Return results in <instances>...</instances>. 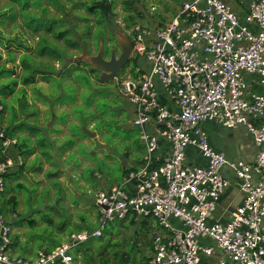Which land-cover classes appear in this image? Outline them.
<instances>
[{
	"label": "built area",
	"instance_id": "obj_1",
	"mask_svg": "<svg viewBox=\"0 0 264 264\" xmlns=\"http://www.w3.org/2000/svg\"><path fill=\"white\" fill-rule=\"evenodd\" d=\"M129 35L132 57L145 66L136 65L119 88L145 144L141 168L96 193L94 230L72 233L33 260L10 254L12 226L0 214V264H72L75 246L128 216L156 223L148 264H264V0H250L242 18L224 0H184L167 24L133 25ZM206 122L244 127L257 149L254 160L215 150ZM160 139L170 147L164 159ZM15 142L6 137L3 153ZM188 147L204 166L187 161ZM15 163L19 157L0 163V201L3 176ZM232 180L243 201L216 217Z\"/></svg>",
	"mask_w": 264,
	"mask_h": 264
},
{
	"label": "trees",
	"instance_id": "obj_2",
	"mask_svg": "<svg viewBox=\"0 0 264 264\" xmlns=\"http://www.w3.org/2000/svg\"><path fill=\"white\" fill-rule=\"evenodd\" d=\"M136 1L122 0V3L130 7ZM4 2L0 7V46L8 50L9 58L0 65V105L2 106L0 132L4 134V137L0 136V163L5 162L10 156L15 162L19 157L21 164L15 163L3 176L0 214L11 226L26 229L22 234L24 242H20V234L16 242L13 245L11 242L10 245L19 249L21 252L19 256H24L34 247L38 251H50L58 247L63 242L61 239L64 234L68 237L72 233L92 231L96 228L95 224L90 226H95L91 229L78 225L74 226V229L70 226L72 221L69 213L62 207V187L57 180L60 175V165L78 166L84 160L95 162L96 157L84 152L80 147L82 145L86 148L81 140L90 138L82 132V127L88 128V125L92 124L90 130L97 132L104 130V136L110 132L108 127L112 124L119 122L125 124L127 121L112 119L117 112L111 111L108 104L112 105L111 101L118 96V93L108 89V85L113 81L101 82L97 71L80 60L83 55L91 54V48L97 51L100 42L104 48L108 42L106 35L114 38L112 32L115 27L113 22L116 15L114 13L116 0H108L107 3L105 0H4ZM15 5L16 13L13 9ZM50 7L54 11H51ZM133 10L138 17H142L136 8ZM17 17L20 18L25 30L36 37L34 47L21 43L18 35L11 37L10 33L3 32L2 28L7 23L15 21ZM131 19V16L124 19L128 26ZM12 46L25 49L19 56L22 73L18 76V81L11 78L13 69L4 65L7 62H15ZM71 50L80 53L77 61L71 60ZM131 61L136 63L137 60L132 57ZM2 77L4 80H1ZM37 79L49 84L45 98L37 97V100L46 106L44 114L52 116L48 126L38 122L40 109L30 104L24 95L25 88L34 86ZM18 83L22 98L17 111L12 107L11 102H6V97L14 92ZM105 86L108 88L103 90ZM62 106H69V110L62 109L57 112ZM5 109L8 110L5 118L6 126L2 125ZM69 115H74L78 124L69 123L68 134H64V137L59 139L57 133L63 131L54 125L65 124ZM104 115L110 118H102ZM45 121H49L48 117ZM6 137L13 138L16 142L4 154L2 143ZM44 163L52 167L44 171V177L49 179L51 189L44 187L34 196L36 187L22 184L19 177L23 175L24 169L41 172ZM136 170L135 167H129L122 173L123 176L128 177ZM85 171L92 174L95 170L86 167ZM20 193L26 203L30 202V206H34L35 211L18 209ZM127 220L130 225H139L141 233H137V237L150 253L152 247L149 241L156 228L155 221L149 217L137 221L134 216H128L125 220L119 221V224L123 225ZM68 229L70 232L67 233ZM104 234L102 231L99 237H90L75 246L71 250L73 263L85 264L86 257L95 254L97 249L102 252L108 247H116L114 242L103 240ZM101 252L99 254H102ZM111 252L112 259H104L100 264H148V256L136 260L130 252L120 253L115 249Z\"/></svg>",
	"mask_w": 264,
	"mask_h": 264
},
{
	"label": "rangeland",
	"instance_id": "obj_3",
	"mask_svg": "<svg viewBox=\"0 0 264 264\" xmlns=\"http://www.w3.org/2000/svg\"><path fill=\"white\" fill-rule=\"evenodd\" d=\"M183 1L184 0H137L132 6L129 7L127 5L124 6L122 0H116L114 6V13L116 15L113 22V26L115 27L112 33L115 34L116 31H122L125 32L128 36L129 31L133 25L159 28L167 24L172 19V17L180 9L181 3ZM4 3V0H0V7ZM135 8L140 12L142 17L137 16L135 10H133ZM13 9L16 13V5L13 7ZM50 9L51 11H54L52 7H50ZM129 16H131L132 19L130 21V25L128 26L124 19L125 17ZM25 29L26 28L23 27L19 17H17L15 21L7 23L2 28L5 34L10 33L11 37L18 35L21 43H26L29 47H34L36 37H33L31 33ZM105 38L108 40L106 44L108 45V48L116 49V46H114L116 42L115 35L114 38H110L108 35H106ZM12 48L14 47L12 46ZM24 51L25 49H23L22 47L14 48L13 54L15 62H7L6 64H4L5 67L13 69L14 72L11 78L16 79L17 81L18 76L22 73V69L19 65V56ZM95 52L96 51H94V48H91V53L93 54ZM7 53L8 50L0 46V65L3 64L2 62L4 60H8L9 57ZM70 53L72 54V61H77L79 59L80 53H78L77 50H71ZM131 59L132 55L126 66L120 71L115 79L106 81H113L112 84L108 85L109 88L107 86L103 87V90H106L108 88L115 91V93H118L117 98L111 101L112 105L108 104V107H110L111 111L116 110L117 112L115 116L112 117V119H125L128 124L131 123L133 119V109L121 94L119 82L127 75L131 74V71L135 68L136 65H141V67L145 66L143 59H138L136 63L131 61ZM55 66H57L56 63ZM97 75H99V72H97ZM1 80H4L3 77L1 78ZM48 86V83L37 79L36 84L34 86L26 87L24 93L27 101L32 105H36L40 109L41 112L39 113L38 122L44 123L46 126L49 125L52 116L44 114L43 111L46 109V106L40 103L37 100V97L44 99L45 94L48 93ZM19 88L20 84L18 83L14 92L6 97V102H11L12 107L17 111L19 110L22 98V95L19 94ZM62 109L69 110V106H62L57 110V112H60ZM7 115L8 110L5 109L3 111L2 120V125L4 126H6L5 118ZM47 117L49 120L48 122L45 121ZM102 118L109 119L110 117L108 115H104ZM69 123L78 124L74 115H69L65 124L60 125L56 123L54 125L63 131L62 133H57L59 139H62L64 137V134H68L67 125ZM127 123L122 124V122H119L115 125L112 124V126L108 127L110 132H108V134L104 136V130H101L99 132L93 131L95 133L94 138L81 140V143L86 148H84L82 145H80V147L84 150V152L96 157L94 160L95 162L84 160L82 161L81 165L78 166L60 165V175L58 176L57 180L61 183L62 187L63 201L61 202V204L62 207H64L63 209L70 215V219L72 221L70 223V226L72 228L77 225L85 228L88 227V229L94 228L97 225L98 220V209L94 205L96 193L101 190H107L114 185H117L118 183H122L125 179L122 171L132 165L140 164V160L145 153V144L143 140H141L140 130L134 126L129 127ZM91 128L92 124L88 125V129L90 130ZM232 133H234V135L231 136L230 134ZM228 137L231 140H234L235 143H237L238 141L241 144L249 143L248 138L239 136L234 130L228 131L224 129H218V133L213 139V143L220 148L222 140L224 138H227L228 140ZM230 143L231 145L234 144L233 141H230ZM233 148V152H228V155L232 158H235L233 159L234 161H246V154L248 150H240L237 144H235ZM32 157L30 159H32ZM86 167H90L95 171L92 174L86 172ZM51 168L52 167L50 165L44 163V165H42L41 172H34L33 169L29 171L27 169H24L23 175L19 177V181L22 184H26L31 187L35 186L36 192H34L33 195L36 196L44 187L51 189L49 179L44 177V171ZM233 181V183L236 184V181ZM19 199V210H24L26 208V210L29 212L35 211L34 206H30V202L26 203L23 200L21 193L19 194ZM139 220L140 219H138L137 221ZM128 222L129 220H127V222L123 225L119 224V221H114L112 223L106 224V227L104 226L102 230L103 233H105L103 240L114 242L116 247H108L102 252L100 249H97V252H95V254L86 257L85 264H100L104 259H112L113 256L111 251H114V249L118 250L120 253L130 252L131 256L136 260H138L142 256L149 257V250L141 244V240H139L137 237V235L141 233V229L139 230V225H130ZM94 224V227H90ZM25 230L26 229H21V231L23 232ZM21 231L20 229L12 225V245L16 242L19 235H22ZM156 231L157 227L155 228L154 233ZM68 232H70V229L67 230V233ZM66 235L67 234H64L62 236V241L66 239ZM99 252H101L102 254H99ZM10 254L20 255L21 252L19 251V249H17V247L11 246Z\"/></svg>",
	"mask_w": 264,
	"mask_h": 264
},
{
	"label": "crops",
	"instance_id": "obj_4",
	"mask_svg": "<svg viewBox=\"0 0 264 264\" xmlns=\"http://www.w3.org/2000/svg\"><path fill=\"white\" fill-rule=\"evenodd\" d=\"M224 1L230 6L232 11L239 18H242L246 14L247 4L250 0H224ZM254 122L257 123V121H254ZM202 127L208 136V140H209L210 145L215 150L223 152L229 159H231V160L235 159V158L230 157L228 155V152H233V150H234L233 147L235 144H237V146L239 147L240 150H242V151L248 150V152L246 154V161L245 162H252L254 160L257 149H256V147L252 141L251 136L249 135V133L247 132V130L244 127H238L236 129H233V130L239 136L244 137V138H248L249 143L241 144L239 141L237 143H235L234 140H231L228 137V140H227V138L226 139L224 138L222 140L220 148L213 143V139L216 137V135L218 133V129H223V128L219 127L218 125L214 124L213 122L203 123ZM148 129L151 132H153V130H154L153 125L149 126ZM224 130H226V129H224ZM230 131H232V130H230ZM230 135L232 136V135H234V133H232ZM230 141H233L234 144L231 145ZM158 144H159L158 154L160 155L161 159L162 158L164 159V157H166L169 153V150H170L169 144L167 142H165L163 139H160ZM144 155H146V152L144 153ZM144 155H143L142 159L140 160L139 165L130 166V167L137 168V170L135 172H137L141 168V166L143 164V159L145 157ZM186 157H187V161L191 164H195L198 166H204L205 165V159H203L198 154V152L192 147H188L186 149ZM131 173H133V172H131ZM233 182L234 181L232 180L231 185L226 189V191L224 192V194L221 196V198L219 200L218 206H217L216 211H215L216 217L221 216L222 213L225 216L227 211H229L230 209H233L234 207L240 205L243 201V194L239 191L237 183L235 184ZM22 229H25V228H22ZM157 231H158V229H157ZM21 232H22V234L24 233L23 231H21ZM19 240L21 243H23L25 239H24V237H21V238H19ZM65 241H63L62 243H64ZM28 251L29 252H26L23 257L33 260L36 257L38 250L34 247ZM150 254H151V252L149 253V256H150ZM72 264H74L73 261H72Z\"/></svg>",
	"mask_w": 264,
	"mask_h": 264
},
{
	"label": "water",
	"instance_id": "obj_5",
	"mask_svg": "<svg viewBox=\"0 0 264 264\" xmlns=\"http://www.w3.org/2000/svg\"><path fill=\"white\" fill-rule=\"evenodd\" d=\"M107 3L108 0H105ZM118 45L120 47V53L116 56L115 50H111L109 58L105 59L103 57V45L100 42L96 54L94 55H83L80 60L87 63L94 70H99V80L101 82H106L107 80L115 79L120 71L126 66L132 55V45L125 32L116 31L115 34ZM131 127V123L128 124ZM82 132L90 138L95 137V133L86 127H82ZM155 237V233L152 234L149 244Z\"/></svg>",
	"mask_w": 264,
	"mask_h": 264
},
{
	"label": "flooded vegetation",
	"instance_id": "obj_6",
	"mask_svg": "<svg viewBox=\"0 0 264 264\" xmlns=\"http://www.w3.org/2000/svg\"><path fill=\"white\" fill-rule=\"evenodd\" d=\"M126 35H127V34H126ZM128 38H129V40H130V42H131V45H132L131 36L128 35ZM115 40H116V42H115L114 46H116V49H114V48H108V45H106V46L103 48V57H104L105 59H108V58H109V55H110L111 50H115V52H116V56L119 55V53H120V47H119V45H118L117 39H115ZM106 44H107V43H106ZM107 53H108V54H107ZM94 54H96V52L93 53V54L91 53L90 55H94ZM124 67H125V66H124ZM96 71L100 73L99 70L96 69Z\"/></svg>",
	"mask_w": 264,
	"mask_h": 264
}]
</instances>
